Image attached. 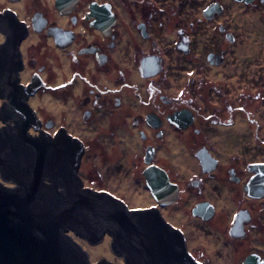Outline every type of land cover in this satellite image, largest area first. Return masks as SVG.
Listing matches in <instances>:
<instances>
[{
	"label": "flooded vegetation",
	"instance_id": "flooded-vegetation-1",
	"mask_svg": "<svg viewBox=\"0 0 264 264\" xmlns=\"http://www.w3.org/2000/svg\"><path fill=\"white\" fill-rule=\"evenodd\" d=\"M263 31L264 0H0V141L63 151L53 200L122 264L123 225L151 264H264Z\"/></svg>",
	"mask_w": 264,
	"mask_h": 264
},
{
	"label": "water",
	"instance_id": "water-1",
	"mask_svg": "<svg viewBox=\"0 0 264 264\" xmlns=\"http://www.w3.org/2000/svg\"><path fill=\"white\" fill-rule=\"evenodd\" d=\"M16 128V134H4L5 140L0 141L1 177L16 185L14 189L0 185V264H91L90 257L66 235V229L79 226L84 233L94 236L79 235L94 246L102 235L92 230L91 224L100 221V215L82 199L62 204L53 200L52 193L58 188L72 190L65 177L67 159L62 156L63 151L57 150L51 159L47 152L50 144L30 139L26 126ZM45 179L51 183L48 193L42 192ZM84 212L90 215H82ZM112 219L122 221L124 216L115 215ZM121 230L113 237L126 239L123 247L133 258L132 263L151 264V233L145 228L124 225Z\"/></svg>",
	"mask_w": 264,
	"mask_h": 264
},
{
	"label": "rangeland",
	"instance_id": "rangeland-1",
	"mask_svg": "<svg viewBox=\"0 0 264 264\" xmlns=\"http://www.w3.org/2000/svg\"><path fill=\"white\" fill-rule=\"evenodd\" d=\"M262 34H264V31ZM92 162H89L88 165ZM74 240L77 245L82 249V251L90 257L91 264H98V262L104 260L111 264H122L121 260L115 257L110 251V244L108 239L94 246L88 245L87 243L78 238H74Z\"/></svg>",
	"mask_w": 264,
	"mask_h": 264
},
{
	"label": "snow or ice",
	"instance_id": "snow-or-ice-1",
	"mask_svg": "<svg viewBox=\"0 0 264 264\" xmlns=\"http://www.w3.org/2000/svg\"><path fill=\"white\" fill-rule=\"evenodd\" d=\"M197 264H199V262H197Z\"/></svg>",
	"mask_w": 264,
	"mask_h": 264
}]
</instances>
